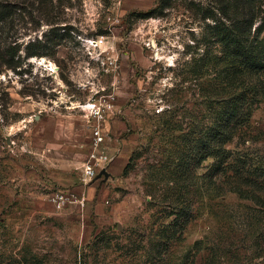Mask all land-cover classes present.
Returning <instances> with one entry per match:
<instances>
[{"label":"rangeland","instance_id":"374dc122","mask_svg":"<svg viewBox=\"0 0 264 264\" xmlns=\"http://www.w3.org/2000/svg\"><path fill=\"white\" fill-rule=\"evenodd\" d=\"M157 2L22 3L21 63L0 74L2 264H264L255 203L216 194L186 151L197 133L184 132L211 116L215 73L195 68L203 26L181 2L140 17ZM97 36L101 47L88 43ZM93 126L105 136L98 148ZM245 131L228 146L264 159V97ZM96 150L110 162L89 177ZM60 190L71 198L63 208L51 199Z\"/></svg>","mask_w":264,"mask_h":264},{"label":"trees","instance_id":"16d2710c","mask_svg":"<svg viewBox=\"0 0 264 264\" xmlns=\"http://www.w3.org/2000/svg\"><path fill=\"white\" fill-rule=\"evenodd\" d=\"M26 1L49 0H0V74L20 66L21 44L16 37L15 21ZM176 2L189 9L203 26L201 37L196 39L199 53L195 57L196 71L202 74L205 69H212L215 73L210 88L213 95L206 98L212 102L210 122L199 130L191 127L184 132L185 138L197 133L195 145L187 148V154L197 158L202 167L200 176L207 179L206 183L216 194L231 191L252 200L257 214L251 216L264 226V159H258V155L248 149L228 146L245 134L253 110L264 97V0H158L140 17L163 15ZM44 22L57 23L43 17L38 25ZM55 27L51 26V30ZM39 42L40 38L35 37L28 46ZM210 158L212 162L206 164ZM181 162H184L183 157L177 165ZM185 166L188 168V164ZM178 173L176 170L177 176ZM185 210L182 207L175 212V218L166 228L175 226ZM188 222L186 216L184 224ZM159 235L161 239L176 238V234Z\"/></svg>","mask_w":264,"mask_h":264},{"label":"built area","instance_id":"2783aa9c","mask_svg":"<svg viewBox=\"0 0 264 264\" xmlns=\"http://www.w3.org/2000/svg\"><path fill=\"white\" fill-rule=\"evenodd\" d=\"M88 43L93 46L101 47L105 42L103 37L97 36L88 38ZM92 109L95 110L96 114L101 113L100 107L96 106V104ZM92 136L97 148L105 142V136L100 126H93ZM109 162L110 158L108 154L100 150L93 151L84 162V172L89 177H95L98 170L105 167ZM51 199L58 208H63L67 202L71 201V198L62 190L53 193Z\"/></svg>","mask_w":264,"mask_h":264},{"label":"water","instance_id":"95a60500","mask_svg":"<svg viewBox=\"0 0 264 264\" xmlns=\"http://www.w3.org/2000/svg\"><path fill=\"white\" fill-rule=\"evenodd\" d=\"M102 174L108 175V172H107V170L105 168L101 170V172L98 175V177H100Z\"/></svg>","mask_w":264,"mask_h":264}]
</instances>
